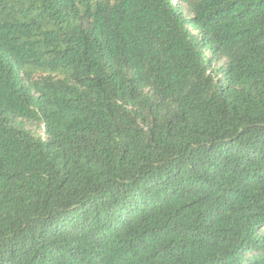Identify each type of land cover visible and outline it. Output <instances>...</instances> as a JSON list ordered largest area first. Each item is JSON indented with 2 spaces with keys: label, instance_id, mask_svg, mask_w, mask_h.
<instances>
[{
  "label": "trees",
  "instance_id": "trees-1",
  "mask_svg": "<svg viewBox=\"0 0 264 264\" xmlns=\"http://www.w3.org/2000/svg\"><path fill=\"white\" fill-rule=\"evenodd\" d=\"M0 264H264V0H0Z\"/></svg>",
  "mask_w": 264,
  "mask_h": 264
}]
</instances>
